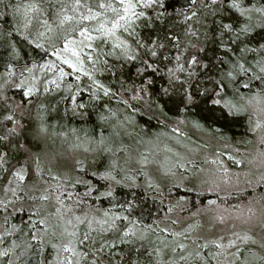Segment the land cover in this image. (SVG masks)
<instances>
[{
    "label": "snow or ice",
    "instance_id": "1",
    "mask_svg": "<svg viewBox=\"0 0 264 264\" xmlns=\"http://www.w3.org/2000/svg\"><path fill=\"white\" fill-rule=\"evenodd\" d=\"M173 2L174 0H11L5 5L9 11L0 9V45L6 44L15 56L16 48L21 44L40 50L47 43L52 51H45L44 55L50 54L59 64L52 60L36 64L29 61L19 73L14 62L3 66V70H0V102L6 99L5 88L21 90L25 98L22 103L27 104L41 92L59 90L62 83L71 78L75 83L66 84L70 94L65 99L71 103L73 113L84 115L79 110L86 108L85 96L91 101L115 99L126 110L132 111L137 110V105L146 106L149 111L154 108L162 110L166 102L172 100L182 106V111H186L196 103L192 87L200 83L199 76L202 74L197 69L207 71L209 68L200 58L201 52H206L202 45L215 44L225 53H232L234 59L226 62L224 57H219L221 64L227 63V70L218 74V79L206 77L205 82L213 87H205L202 92L197 89L196 94L207 98L212 107H220L225 115H239L244 109L238 107L233 100L226 99L228 84L236 82L238 78L243 80L246 75L251 76L256 68L262 75L255 76V79H264V43H258L255 48L234 46L243 45L257 29L264 30V0H188L189 7L182 8L179 13L183 18L184 36L187 38L183 43L175 34L160 37L154 28H150V25L162 22L169 15L170 8L175 12ZM0 4H4V0H0ZM199 9L208 11L210 15H235L239 23L224 22L223 18L219 22L213 21L215 31L210 36L206 35L194 26L202 24ZM140 26L151 31L152 35L142 37L137 31ZM166 50L169 54H166ZM172 50L175 55L170 54ZM237 52L259 54L255 67L247 61L245 55H236ZM64 66L70 71H66ZM48 74L55 78H49ZM98 74L114 78L119 82V88L106 85L98 78ZM124 76L127 79L122 80ZM84 81L88 83L85 84ZM158 81H163V84H158ZM243 87L247 89L249 84L244 83ZM178 88L182 89V93L177 94ZM244 100L264 104V92L248 97L240 94V101ZM108 111L110 116H102L101 119L117 116L110 108ZM7 120L12 122L13 116H8ZM195 126L200 125L197 123ZM258 129H264V120L256 122L253 131ZM174 131L179 132V129ZM2 139L4 138L0 137ZM97 143L104 145V140ZM100 150L110 151L106 147H101ZM261 155L264 156V152ZM6 162L5 154L0 153V171L4 170ZM147 162L145 158L144 163ZM178 167L187 170L184 164H179ZM200 172L203 173L204 170L201 169ZM93 175L97 176L95 173ZM12 176L17 186L7 190L18 200L21 197L17 196V187L27 182V168L21 164L12 171ZM33 176L38 179L39 172L34 170ZM195 178L194 175L193 179ZM231 179V173L224 169L210 180H204L206 191L217 198L206 202L202 200L205 207L193 215L215 209L214 214L209 215L210 219L216 225H223L233 213H229L221 205L230 200L234 193L222 190L221 184L227 185ZM108 182L119 183L111 168L98 174L95 185L87 180L77 181V184L83 183L87 189L82 193L70 192L59 184L55 187L49 185L39 196L27 198L54 206L53 211L48 217L33 220L32 216L41 217L40 209L35 208L26 213L28 222L23 227L11 224L12 212L8 210L12 208L16 211L15 200L0 198V264H26L24 258L29 250H35L45 243L56 255L54 264H102L105 259L108 264H114L115 261H119V264H140L138 257L145 254L148 255L150 264H222L221 258L226 255L233 258L231 264H264V255L257 256L248 247L251 244L264 249V243L258 244L254 234H234L235 239L229 240L227 244L223 242V237L219 240L201 241L199 237L192 240L191 234L195 226L184 232L170 234L172 237L183 236L189 243L162 236L157 237L151 251L143 243L139 248L134 247L137 241L147 239L149 229L141 231L135 222H129L121 229L117 221L128 220L127 216L112 215L105 211L103 219H98L84 211L93 192L99 193L95 199L112 195L110 190L100 191L107 187ZM222 192L224 196L220 195ZM191 194L192 204L195 206V197L201 193ZM181 201L186 203L185 198H181ZM26 228L27 233L24 231ZM161 231L167 232V229ZM114 232L119 233V239L109 240L108 235ZM17 234L26 236V239L11 241L10 238ZM6 244L7 247H4ZM119 244L130 247L127 251H117ZM242 245L244 251H241ZM245 251L248 256H245ZM14 253L16 254L13 255ZM44 264H48L47 259Z\"/></svg>",
    "mask_w": 264,
    "mask_h": 264
},
{
    "label": "trees",
    "instance_id": "2",
    "mask_svg": "<svg viewBox=\"0 0 264 264\" xmlns=\"http://www.w3.org/2000/svg\"><path fill=\"white\" fill-rule=\"evenodd\" d=\"M10 2L11 0H4V4H0V9L9 11L5 5ZM173 7L175 12L170 8L169 15L162 22L150 25V28H154L160 37L175 34L183 43L187 38L184 36L183 18L179 13L182 8L189 7L188 0H174ZM199 11L202 24L194 26L209 36L216 28L213 21L219 22L223 18L224 22L239 23L238 18L232 14L210 15L204 9H199ZM137 31L142 37L152 35L151 31L143 26H140ZM258 43H264V30L257 29L245 40L243 45L238 44L234 47L255 48ZM202 47L206 49V52H201L200 58L203 63L209 65V68L207 71L197 69L202 74L199 76L200 83L194 84L192 87V92L196 95V103L186 111H182V106L173 103L172 100H168L162 110L154 108L149 111L146 106L137 105V110L132 111L126 110L125 106L117 103L115 99L91 101L89 97L85 96L86 108L79 110L84 115H80L79 112L73 113L71 103L65 99L70 94L66 89V84L75 83L71 78H67L59 90L49 93L41 92L27 104L22 103L25 98L22 96L21 90L5 88L6 99L0 102V137L4 138L0 140V153L5 154L7 162L4 164V170L0 171V198L15 200L16 211H13L12 208L8 210L12 212L11 224L23 227L28 222L26 213L32 212L35 208L40 209L41 217L32 216L33 220L48 217L53 211L54 206L45 205L27 197L39 196L44 188L49 185L55 187L57 184L70 192L82 193L87 189L83 183L77 184V181L87 180L95 185L98 174L111 168L119 183L108 182L107 187L101 188L100 191L110 190L112 195L95 199L99 193L93 192L84 211L98 219H103L105 211L112 215L127 216L128 220L117 221L121 229L129 222H135L141 231L149 229L147 239L143 242L137 241L134 247L139 248L143 243L151 251L155 246L151 237L156 235L167 236L169 240L176 239L189 243L184 240L183 236L172 237L170 234L184 232L185 229L193 226L195 229L191 234L192 240H196L198 237L201 241L218 240L214 238V233L210 237L209 231L202 226V220L198 217L201 216V213L196 216L192 213L205 207L201 203L202 200L206 202L217 198L205 191L203 181L206 178L200 183L199 177L203 174L200 173V168L213 155L217 149L216 145H225L228 147L225 150L228 151L227 154L232 158L238 157L240 160H242V156H246L241 155L244 151L252 149L257 151L259 148L264 150V147L256 143L259 131H253L255 127L253 118L244 105L247 100L240 101V94L248 97L264 92V79H255V76L262 75L256 68L251 76L246 75L243 80L238 78L236 82H229L226 99L233 100L244 111L236 116L225 115L220 107H212L207 98L196 93L197 89L202 92L205 87H213L205 82L206 77L218 79V74L227 70V63L221 64L218 58L224 57L226 62L231 61L234 59L233 54L225 53L215 44H204ZM45 51L49 53L52 51L47 43L40 50L21 44L17 46L16 55L13 56L6 44L0 45V70H3V66L14 62L19 73L29 61L33 64L44 63L48 60L56 61L55 57L50 54L45 56ZM166 54H169L168 50H166ZM170 54L175 55L176 53L172 50ZM236 55H245L247 61L254 67L259 59V54L251 52L246 54L237 52ZM48 76L55 78L52 74H48ZM98 78L106 85L119 88V82L107 74H98ZM121 79H127V76ZM84 83L88 82L84 81ZM244 83H248L249 88H244ZM158 84H163V81H158ZM38 87H42V85H38ZM180 93H182V89L178 88L177 94ZM109 108L115 111L117 116L107 120L101 119L102 116H110ZM10 115L13 116L12 122L7 120ZM197 123L200 125L199 127L195 126ZM12 129L15 130L12 131ZM175 129H179V132L174 131ZM184 131H187V134ZM165 136L177 137L186 149L177 152L179 160L174 163L172 158L175 151L172 152V162L170 163L172 165L169 164V161L167 162L166 158H157L155 161L159 166L156 167L154 166L156 162H151L154 156H149V152L152 151L157 155L158 146L156 147L154 142L163 141ZM57 137H61L65 142L68 140L83 142L88 149L86 155L76 156L75 162L68 163L65 171H59V168L46 164L44 161L48 150H50L52 139L56 140ZM101 139L104 140V145L97 143ZM151 143L152 146L149 147ZM101 147H106L110 151H101ZM188 151L189 154L186 156ZM220 151L223 152V150ZM200 153H206L208 157L204 159ZM145 158H147V163H144ZM168 159L170 158L168 157ZM181 163L186 165L187 170L178 167ZM21 164L27 168V182L17 187V196L21 197L17 200L7 189L17 186L12 171L18 169ZM153 167L155 168L153 169ZM34 170L39 172L38 179L33 176ZM94 173L97 176H94ZM194 175L195 179H193ZM9 181L12 183L9 184ZM101 183L104 182L101 181ZM221 189L223 190L222 187ZM249 191L240 189L234 192L230 200H226L221 206H236L235 208H237L242 205L244 207L250 200L249 198L253 196ZM192 192L201 193L200 196L195 197V206L192 204ZM220 195L224 196V193L222 192ZM181 198H185L186 203L182 202ZM261 200L263 203L262 198ZM163 229H167V232H162ZM24 231L27 233L28 229L26 228ZM225 231L224 235L227 233ZM254 232L253 230L251 233ZM229 233L232 232L227 234ZM198 234H202L201 237ZM245 234L252 235L248 230L239 232L240 236ZM255 238L258 244L264 243V238L258 236ZM18 239H26V236L17 234L10 238L11 241H18ZM108 239L118 240L119 233L109 234ZM224 243L227 244L226 241ZM4 247H7V244ZM129 247L130 245L119 244L117 251L120 249L127 251ZM248 247L253 253L258 254L257 256L264 255V249L259 248L258 245L249 244ZM241 251H244L243 245ZM105 255H107V251ZM245 256H248L247 251H245ZM24 259L26 264H44L46 259L48 264H54L56 255L45 243L35 250H29ZM138 259L140 264H150L147 254L138 257ZM232 259L230 255H226L221 258L222 264H231ZM102 264H108L107 259ZM114 264H119V261H115Z\"/></svg>",
    "mask_w": 264,
    "mask_h": 264
},
{
    "label": "rangeland",
    "instance_id": "3",
    "mask_svg": "<svg viewBox=\"0 0 264 264\" xmlns=\"http://www.w3.org/2000/svg\"><path fill=\"white\" fill-rule=\"evenodd\" d=\"M55 62L59 64V61ZM64 67L66 71H70L66 66ZM244 105L248 109L251 118H253L254 125L258 120H264V104H258L255 100H253L250 103L248 101L245 102ZM257 131H259V135L256 143L262 146V143H264V129H258ZM186 132L187 131H184V133ZM164 138L165 139L163 141L154 142L156 147L158 146L157 155H155V153L152 151L149 152V156H154V158L151 159V162H156V165L154 164L156 167L159 166L157 161H155L157 158H166L167 162L169 161V164L173 159L174 163L176 160H179L177 157V152H181L186 149L185 146L180 143V140L177 137L165 136ZM64 143L66 144L63 145ZM151 146L152 143L149 145V147ZM215 147L217 149L215 152H213V155H211L203 163L202 168H200V170H204L203 174H201L199 177V180L201 181L200 183H202L203 179L206 178L210 180L212 177L220 174L224 169H227L231 173L232 179L227 185L221 184L223 190L232 193L240 189L250 190L249 192L253 196L249 198L250 200L248 199L249 201L246 203V205H244V207L242 205L237 208H235L236 206H221L222 208L228 209L229 213H233V215L230 216L223 225H216L215 222L210 219L209 215L214 214L215 209H211L208 212L205 211L203 214L201 213V216L198 217L202 220V226L209 231L210 237L211 234L214 233V238L219 240L221 237H223V242L226 241V243H228V241L231 239H235L234 234H239V232H245L246 230H248L250 234H252L251 232L254 230L255 232L253 234H256L255 236L264 238V226L262 228V222H264V202L262 203L261 200L262 198L264 201V156L261 155L264 150L259 148L257 151L254 149L244 151L241 155L246 156H242V160H240L238 157L232 158L229 154H227L228 151L225 150L228 147L225 145H216ZM49 148L50 150H48V154L45 156L44 161L46 164H51L52 166L59 168V171H65V168L67 167L66 165H68V163L70 164L75 162L76 156L81 157L87 153L85 150L87 146L83 142L75 140H68L65 142L62 141L61 137H57L56 140L52 139ZM220 150H223V152ZM173 151H175V155L171 159V154ZM188 154L189 151L187 152L186 156ZM200 154H202L204 159L208 157L206 153ZM168 157L170 159H168ZM213 161H216L217 163H212ZM234 161H241V163L237 164ZM243 161H245L246 166ZM154 168L155 167H153V169ZM251 202L252 204H250ZM249 209H251V212H249ZM192 213H195V211ZM223 230H226L225 232L227 233H232H226L224 235ZM198 235L201 237L202 234ZM157 237L160 236L156 235L151 238L154 240V242H156Z\"/></svg>",
    "mask_w": 264,
    "mask_h": 264
}]
</instances>
